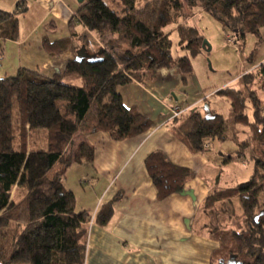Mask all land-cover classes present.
Wrapping results in <instances>:
<instances>
[{
  "label": "trees",
  "instance_id": "trees-1",
  "mask_svg": "<svg viewBox=\"0 0 264 264\" xmlns=\"http://www.w3.org/2000/svg\"><path fill=\"white\" fill-rule=\"evenodd\" d=\"M142 1L139 7L138 0H120V11L103 0L84 2L75 19L98 40L111 39L104 48L87 43L83 56L70 61L61 76L21 68L13 77H0V264H85L94 213L76 211L75 194L63 181L74 164L93 163L95 148L82 142L73 157L66 158V151L78 133H106L120 142L156 127L128 109L116 88L152 81L157 71L173 67L185 77L192 75L191 58L206 50L204 36L187 24L195 9L237 35L243 45L248 35L258 38L257 46L263 43L264 0ZM19 13L0 10V37L17 38ZM171 26H176L178 46L190 56L173 58L172 33L166 32ZM122 45L127 49L118 52ZM253 75L243 77L242 90L225 87L215 93L229 100L233 123L252 133V140L238 144L236 155L227 156L224 164L246 158L242 151L251 145L253 174L248 182L216 191L205 201L208 222L200 231L206 230L226 254L215 261L214 250L211 264H264V209L255 213L263 191L257 175L264 171V116L262 102L251 90L257 78H264V63ZM76 80L82 81L81 87L67 84ZM206 103L207 98L171 121L174 136L195 154L209 150L211 142L227 140L225 119L208 103L206 109ZM145 165L160 200L182 194L194 178L191 170L174 165L162 152L152 153ZM234 199L241 215L226 219L223 206ZM113 212L112 203L104 204L94 223L107 226Z\"/></svg>",
  "mask_w": 264,
  "mask_h": 264
},
{
  "label": "crops",
  "instance_id": "crops-1",
  "mask_svg": "<svg viewBox=\"0 0 264 264\" xmlns=\"http://www.w3.org/2000/svg\"><path fill=\"white\" fill-rule=\"evenodd\" d=\"M83 3L0 0L1 11H24L17 16V38L0 37V77H13L21 68L45 77L61 76L70 61L83 56L87 43L99 47L101 42L75 19ZM181 75L178 68L162 69L152 81H134L116 88L128 109H135L153 121L156 127L150 132L120 142L106 133L88 137L82 134L80 144L87 142L95 148L94 161L74 164L68 173L75 165L79 166L97 181V186L89 192L75 193L64 184L68 173L63 184L75 194L77 212L95 213L108 203L114 209L107 226L95 223L89 226L85 264H211L212 252L219 245L206 230L200 231L208 220L204 204L212 193L224 190L219 182L224 181L223 171L229 166L224 164L225 159L222 161L224 155L213 154L212 142L209 150L195 154L174 136L175 127L169 122L165 98H175L179 105L198 107L208 97L205 94L203 99L202 95L191 97L182 92L188 78L185 83ZM176 80L182 82L181 86L174 83ZM172 92H182L189 101H178ZM199 93L196 90V95ZM32 149L28 147L29 152ZM155 152L164 153L174 165L193 172L194 178L183 194L158 198L145 165ZM79 195H83L82 200ZM86 196L91 203L84 200Z\"/></svg>",
  "mask_w": 264,
  "mask_h": 264
},
{
  "label": "rangeland",
  "instance_id": "rangeland-1",
  "mask_svg": "<svg viewBox=\"0 0 264 264\" xmlns=\"http://www.w3.org/2000/svg\"><path fill=\"white\" fill-rule=\"evenodd\" d=\"M103 1L117 11H120V9H122L120 0ZM137 3V6L139 7L144 5L142 0H138ZM193 12L194 15L192 13L190 14L191 18L187 24L197 27V29L204 36L209 50H204L194 58L190 57L193 73L188 77H181L185 79L188 78V83L181 91L188 92L191 97L192 95L194 97H199L202 95V99L205 94L206 97L208 96L207 103L210 105L211 110L221 114L225 119V122L227 124V140L225 142H212L213 154L224 155L222 158L223 161L227 156L236 155L234 151H238V144L252 140V133L248 127L235 125L233 123V115L230 110L229 100L225 97L216 96L215 93L225 87H232L242 90L244 87L242 85L244 76L254 74L253 76L256 77L255 74H257V72L259 71L261 64L264 63V28L262 29L263 43L260 46H257L258 38L253 35H248L245 41V45H243L237 35H234L230 31L224 30L219 22L204 13L201 9L197 8ZM175 28L176 26L168 27L166 29V32H169V30H171V40L173 41L172 55L174 59H177L180 56L188 55V52L186 50H182L178 46L179 36ZM110 39L111 36L108 35L106 38H104V40H99L101 42V45H99V47H96V49L104 48L106 46V42ZM121 48L118 47V52L127 49V46L122 45ZM188 56H190V54ZM176 68L177 67H173L170 69ZM260 79V77L256 79L255 83L251 86V90L255 91L258 98H260V101L262 102V114L264 116V78H262L261 81ZM174 83L176 85L179 84V86H181L182 84L180 80H176L174 81ZM67 84L75 87H81L82 82L81 80H77L74 82H67ZM175 89L179 88L177 87ZM196 90L200 92L199 95H196ZM182 92H175V94L174 92L172 93L174 97H176V99H178V101L180 102L189 101L188 98L182 94ZM164 103V107L168 106L169 108V111L167 113L168 118L172 116L171 109L177 106L192 107L188 103L179 105L178 102L175 101V98H173L172 100H170V98H165ZM251 113V107L250 105H248L247 114L251 115ZM83 137L84 136L81 133L75 135L70 146L67 149L68 152L65 154L66 158L73 157V155L77 153L80 141H82ZM251 151L252 147L250 145L247 150L242 151L247 154L246 158L232 162V164L230 163V165L228 164L229 167L223 171L224 181L219 182L220 188H235L238 185H241L250 180L253 174V164L248 162L249 158L252 155ZM89 175L90 174H88L85 169L83 170L81 167L75 165L69 171L64 184L75 193H82L83 191L89 192L92 187L97 186L95 185V182L97 181ZM84 179H86L85 181L88 183L85 182L86 184H84ZM257 185L262 187L263 191L259 194L258 208L256 209L255 213H258L260 210L264 209V171L258 173ZM78 197L80 200L83 199V195H79ZM84 200H87L88 203H91V198L87 196L84 198ZM225 209L227 210V212H224ZM214 210L215 209H213V211ZM222 213H225L224 218L226 219H233L236 216L238 217L239 215H241V206L237 199L235 201H228L227 203H225L222 209ZM205 219L207 220L206 216ZM228 225L230 226L231 224L229 223ZM218 245V255H215V261L218 258H224L226 255L223 251L220 250L221 245Z\"/></svg>",
  "mask_w": 264,
  "mask_h": 264
},
{
  "label": "built area",
  "instance_id": "built-area-1",
  "mask_svg": "<svg viewBox=\"0 0 264 264\" xmlns=\"http://www.w3.org/2000/svg\"><path fill=\"white\" fill-rule=\"evenodd\" d=\"M192 107H183V106H177L173 109H171L172 111V116L169 118V122L173 121V120H177L180 119L182 116H184V114H186ZM205 148H209V144L205 145ZM85 182V180H84ZM96 213V212H95ZM95 213L94 216L92 218V221L90 223V225H92L94 223V217H95Z\"/></svg>",
  "mask_w": 264,
  "mask_h": 264
},
{
  "label": "water",
  "instance_id": "water-1",
  "mask_svg": "<svg viewBox=\"0 0 264 264\" xmlns=\"http://www.w3.org/2000/svg\"><path fill=\"white\" fill-rule=\"evenodd\" d=\"M79 3H83L85 0H77ZM204 48L206 49V50H209V48L207 47V42H205V40H204ZM205 108L206 109H208V105L206 104L205 105ZM184 193V192H183ZM182 193V194H183ZM231 259H233V257L231 258ZM234 260V259H233ZM229 264H232L230 261H229Z\"/></svg>",
  "mask_w": 264,
  "mask_h": 264
}]
</instances>
